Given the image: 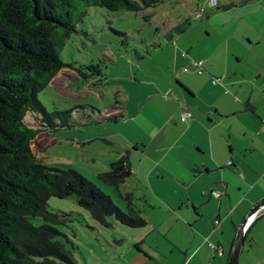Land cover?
I'll use <instances>...</instances> for the list:
<instances>
[{
	"label": "rangeland",
	"instance_id": "obj_1",
	"mask_svg": "<svg viewBox=\"0 0 264 264\" xmlns=\"http://www.w3.org/2000/svg\"><path fill=\"white\" fill-rule=\"evenodd\" d=\"M162 1L158 6L139 13L87 7L82 22L76 25L78 33L70 36L59 55L73 68L100 65L104 81L99 82L97 78L88 82L78 80L72 68H64L38 95L48 113L73 110L75 120L89 117L87 119L92 123L83 126L71 122L68 127L55 132H39L31 142L36 159L50 169L77 172L111 196L122 210L124 202L114 189L98 179L99 175L111 171L110 164L118 161V153L109 151L100 142L86 143L91 137L105 136L110 132L109 125L97 124L98 112H109L128 98H132L128 102L129 109H136L134 94L145 92L153 81L167 80L175 85L173 72L177 52L178 63L182 61L181 51H190V57L196 61L201 59L203 63L205 57H210L208 59L216 67L228 53L230 69L252 79L261 74L259 83L264 79V16L256 14L255 8L259 6L253 4L258 0H215L219 7H241L225 11L212 7L214 0ZM261 6L264 7V0H261ZM250 13L256 14L257 21L250 23L247 20ZM177 27L183 31L178 33ZM156 46L160 48L156 49ZM215 79L219 77L214 76ZM185 141H180L175 152ZM137 182L138 177L134 175L120 189L134 191L138 197L144 190ZM133 202L147 221L145 227L128 228L113 219L109 226H103L74 199L51 197L47 211L64 214L68 220L66 226H58V229L63 234L60 240L72 253L76 264H201L200 255L192 261L187 259L184 249L190 245L191 237L178 215L165 205L155 206L153 211L139 200ZM175 209L177 212L179 206ZM30 221L34 226L43 224L40 218ZM146 255H151V259Z\"/></svg>",
	"mask_w": 264,
	"mask_h": 264
},
{
	"label": "crops",
	"instance_id": "obj_2",
	"mask_svg": "<svg viewBox=\"0 0 264 264\" xmlns=\"http://www.w3.org/2000/svg\"><path fill=\"white\" fill-rule=\"evenodd\" d=\"M253 4L259 6L256 14L264 16L261 0ZM233 8L241 7L229 9ZM256 14L250 13L247 20L257 21ZM178 55L175 85L153 81L149 91L134 94L136 109H129L132 98H128L109 112H98L97 124L109 125L110 132L86 143L100 142L109 151L116 150L117 159L126 157L131 169L128 178L137 175L144 193L136 197L134 191L119 188L121 193H130L133 201H141L150 210L165 205L179 216L191 237L190 245L184 247L188 260L200 255L201 264H228L239 225L264 200V79L259 83L261 74L252 79L230 69L228 53L217 67L205 57L201 76L183 73L196 59L186 51L178 63ZM214 76L221 83L213 85ZM184 112L190 117L181 122ZM87 118L72 116L71 122L89 126L92 121ZM182 211L185 214L178 213ZM238 264H264V211L246 231Z\"/></svg>",
	"mask_w": 264,
	"mask_h": 264
},
{
	"label": "trees",
	"instance_id": "obj_3",
	"mask_svg": "<svg viewBox=\"0 0 264 264\" xmlns=\"http://www.w3.org/2000/svg\"><path fill=\"white\" fill-rule=\"evenodd\" d=\"M161 3L0 0V264H76L60 240L63 234L58 226H66L68 220L64 214L47 211L51 197L74 199L103 226H109L112 219L133 229L147 225L133 196L119 190L131 175L125 156L110 165L109 173L98 176L124 202L122 210L111 196L77 172L45 167L33 154L31 142L39 132H55L71 124L73 110L48 113L38 100L39 93L60 71L70 67L78 80L104 81L100 65L73 68L59 55L70 36L78 33L76 25L82 22L84 10L100 7L139 13ZM216 6L217 11L232 7ZM175 30L183 31L179 27ZM35 218L43 224L34 226L30 220Z\"/></svg>",
	"mask_w": 264,
	"mask_h": 264
},
{
	"label": "water",
	"instance_id": "obj_4",
	"mask_svg": "<svg viewBox=\"0 0 264 264\" xmlns=\"http://www.w3.org/2000/svg\"><path fill=\"white\" fill-rule=\"evenodd\" d=\"M264 211V200L255 204L239 225L229 254L228 264H238L245 242L246 231L258 214Z\"/></svg>",
	"mask_w": 264,
	"mask_h": 264
},
{
	"label": "built area",
	"instance_id": "obj_5",
	"mask_svg": "<svg viewBox=\"0 0 264 264\" xmlns=\"http://www.w3.org/2000/svg\"><path fill=\"white\" fill-rule=\"evenodd\" d=\"M217 4L214 1L211 2V6L212 7H215ZM181 56L182 57H185L186 56V53L182 52L181 53ZM182 72L183 73H195L197 75H203L205 70H204V63L202 61H192L187 67L183 68L182 69ZM222 79L219 78V79H215L213 80V85L215 84H218V83H221ZM190 117V114L188 112H184L182 115H181V122H185L188 118ZM218 221L215 222V225H218ZM211 248H214L215 249V246H213L212 244L209 245Z\"/></svg>",
	"mask_w": 264,
	"mask_h": 264
}]
</instances>
